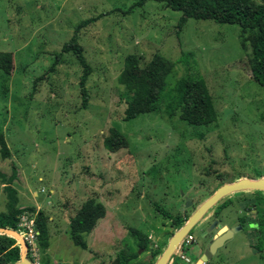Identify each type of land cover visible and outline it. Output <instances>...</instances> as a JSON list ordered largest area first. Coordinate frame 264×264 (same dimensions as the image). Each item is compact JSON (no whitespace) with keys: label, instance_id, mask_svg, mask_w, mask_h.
Masks as SVG:
<instances>
[{"label":"rangeland","instance_id":"1","mask_svg":"<svg viewBox=\"0 0 264 264\" xmlns=\"http://www.w3.org/2000/svg\"><path fill=\"white\" fill-rule=\"evenodd\" d=\"M137 2L0 0V54H13L12 74L6 77L0 68V134L11 152L4 158L0 151V213L9 201L3 183L15 176L9 184L21 194L24 212L35 213L28 208L37 203L54 215L42 264H110L120 253H137L140 239L133 229L149 235L150 249L162 250L177 230L175 217L188 219L224 182L264 176V86L251 78L240 27L194 18L181 24L184 14L165 3ZM91 17L98 19L77 30ZM75 35L92 66L87 107L83 67L62 49ZM129 54H138L143 64L155 55L172 63L168 94L177 87L181 92L187 80L203 81L214 101V124L170 116L171 96L152 113L127 120L128 96L136 89L119 76ZM49 195L52 202L45 201ZM252 195L242 191L225 201L218 211L223 226L245 216ZM90 198L106 214L84 235L83 249L72 241L69 226ZM213 212L196 224L192 237L199 238ZM259 236L257 228L236 233L216 264H264V249H256ZM182 245L170 264H192L199 256L198 246L188 240ZM150 251L142 249L136 260L145 261Z\"/></svg>","mask_w":264,"mask_h":264},{"label":"trees","instance_id":"2","mask_svg":"<svg viewBox=\"0 0 264 264\" xmlns=\"http://www.w3.org/2000/svg\"><path fill=\"white\" fill-rule=\"evenodd\" d=\"M148 0H138L136 5H143ZM163 2L167 7L181 11L184 16L181 24L187 18L213 20L218 23L235 24L240 27V37L244 47L250 49L251 57V78L264 86V0H155ZM98 17H91L82 20L77 30L96 21ZM63 52L75 54L83 67L80 86L83 96V105L87 107L89 101L88 88L86 82L92 73V66L89 63L84 47L78 43L75 35L70 42L64 44ZM59 59V58H57ZM58 62H56L57 64ZM55 64V65H56ZM54 65V66H55ZM172 63L155 55L153 59L145 64L142 63L138 54H129L126 57L125 68L119 76V81L136 89L135 94L128 96V107L126 109V119L131 120L141 114L152 113L158 107L164 96H171L169 106L170 116L178 114L182 120L196 126L209 127L214 124L216 110L212 96L208 93L205 83L201 80H187L180 90L176 89L175 95L166 93L167 80L171 72ZM0 68L7 75L13 71V54H0ZM54 69V68H51ZM139 92L137 93V91ZM178 112V113H177ZM0 151L2 156L8 157L11 152L3 134H0ZM11 180V179H10ZM12 181V180H11ZM5 182V190L8 192V210L0 213V227L18 229L20 216L24 208L20 206L18 192L10 184ZM261 211L264 206L260 202L263 198L257 197ZM258 205L256 207H258ZM31 212H36V225L39 230L38 242L41 251H46L50 246L49 215L36 206L28 208ZM106 214L105 206L95 198L88 199L79 209L76 215L71 217L69 234L75 245L83 249L88 248V242L84 235L90 233L96 226L99 219ZM165 216H170L164 213ZM176 229H179L187 221V217H175ZM260 227L262 234L259 236V244L256 249H264V213L261 214ZM140 241L137 244L145 247L148 244V234L137 229L132 233ZM162 251L159 250L157 255ZM21 247L17 240L8 234L0 233V264H14L20 259ZM137 253L131 252L126 255H118L120 264H145V262H134ZM152 264V263H150Z\"/></svg>","mask_w":264,"mask_h":264},{"label":"water","instance_id":"3","mask_svg":"<svg viewBox=\"0 0 264 264\" xmlns=\"http://www.w3.org/2000/svg\"><path fill=\"white\" fill-rule=\"evenodd\" d=\"M245 189H257L264 191V176L259 178H241L239 180L225 183L221 185L216 192L208 197L187 219V221L179 229H177L174 234L169 239V244L164 250L162 255L158 258L155 264H168L171 258L180 244L183 242L185 237L189 235L191 230L196 226V224L205 216L207 211L213 207L222 197L233 193L235 191L245 190ZM187 206H190L192 201L187 198ZM214 225L209 229L212 230ZM240 227L229 228L228 226H223L218 234L213 240L209 242V245L205 249L201 258L198 259L197 264H203L204 261L211 259L214 254L217 253L218 249L222 248L226 241L231 239L236 232H238ZM0 233L8 234L13 236L21 247V256L18 261L14 264H32L28 257V245L21 233L16 229H11L7 227H0ZM206 233V232H205Z\"/></svg>","mask_w":264,"mask_h":264},{"label":"flooded vegetation","instance_id":"4","mask_svg":"<svg viewBox=\"0 0 264 264\" xmlns=\"http://www.w3.org/2000/svg\"><path fill=\"white\" fill-rule=\"evenodd\" d=\"M257 178H259V177H257ZM230 182H232V181L224 182V183H222L221 185H223V184H225V183H230ZM221 185H220V186H221ZM216 190H217V189H216ZM216 190H215L212 194H210L208 197H210L211 195H213V194L216 192ZM247 190H250V191L253 192V194H254V195H252V196H249V197L247 198V199H248V202H247V200H246V203L244 204V205L246 206L247 203H249L248 208H250V210H249V211H245V216H238V217H237V222H236L235 224L228 225V227H229V228L240 227L239 230H238V232H236V233H240V232L244 231L246 228H257V229H259V232H260V235H261V234H262V229H261V227H260V223H259V222H260V219H261V214H263L264 211H261V208H260V206L258 205V199H257V197H258V196H261V197L263 198L260 202H261V203L263 204V206H264V191H263V190H257V189H245V190L235 191V192H233V193H230V194H228V195L222 197V198H221V199H220V200H219V201H218L213 207H211V208L207 211V213H209L212 209H215V212H213V216H214V218H212L210 221H208L207 226H206L202 231H200V232L198 233V234H199V238H197V237H192V236H191V234H192L193 232H195L194 228H195L196 226L191 230V232L189 233V235H188L187 237H185V239L183 240V242L181 243V245L177 248V250H176L175 253L173 254L170 263H172V260H173L174 258H177V255L179 254V250H180V249H185V248H186V246H185V245H182V244H183L184 242H186V240H188L189 245L194 244L195 246H198V250H200V254H199V256L196 258L195 262L192 263V264H197L198 259L202 257V255H203L205 249H206L207 246L209 245V242L215 238V236L218 234V231L223 227V224H222V222H221L222 217L218 215V211L220 212L224 207H226V206H224V203H225L226 200L232 199V198H233L232 195H236V194H238V193H241L242 191H247ZM182 194H183V193H182ZM251 198H253V199H252V203H250V201H251L250 199H251ZM186 200H187V197H186ZM227 202H228V201H227ZM257 205H258V207H256ZM220 207H221V208H220ZM241 211L244 212L243 209H242ZM254 215H256L257 218H258V215H259V219H258L257 221L248 222L247 220H248V219H251V220H252ZM215 216H216V217H215ZM213 225H214L213 229H212V230H209ZM224 226H225V225H224ZM175 231H176V230H175ZM175 231H174V232H175ZM174 232H173V234H174ZM205 232H206V233H205ZM236 233H235V234H236ZM173 234H172V235H173ZM172 235H171V236H172ZM200 235H202V237H200ZM171 236L169 237V239L171 238ZM148 238L150 239L149 236H148ZM189 238H190V239H189ZM206 238H207V240H205ZM169 239H168V241H167V243H166L165 248L161 250L162 252H161L160 254L157 255V252L159 251V250H158L159 248H153V250L150 249V248H152L153 245H149V242H148V244L145 245V248H144V247H139V248H138V250H137V256H138V254H140V252H141L142 249H145V253H146V252L148 253L149 250H151V251H150V252H151V256H150L148 259H146L145 261L141 260V262H145V264H150V263L155 264V263L157 262L158 258L162 255V253L164 252V250L167 248V246H168V244H169ZM148 241H150V240H148ZM227 241H228V240H227ZM227 241H226V243H227ZM226 243H225V244H226ZM220 249H221V248H220ZM220 249H218L217 253L214 254V256H213L211 259H209V260H207V261H204L203 264H211L212 261H214V264H216V263L218 262L219 258H218L217 260H215V257H216L217 254L219 253ZM136 258H137V257H135V258H133V259H134L136 262L139 261V260H136ZM179 260H181V258H179ZM187 260H188V258H187ZM139 262H140V261H139ZM170 263H169V264H170Z\"/></svg>","mask_w":264,"mask_h":264},{"label":"built area","instance_id":"5","mask_svg":"<svg viewBox=\"0 0 264 264\" xmlns=\"http://www.w3.org/2000/svg\"><path fill=\"white\" fill-rule=\"evenodd\" d=\"M36 213V212H35ZM35 213H22L18 225V231L21 233L28 245V257L32 264H42L41 248L38 242L39 230L36 225ZM37 214V213H36ZM181 250V249H180ZM182 258H186L185 254H181Z\"/></svg>","mask_w":264,"mask_h":264},{"label":"crops","instance_id":"6","mask_svg":"<svg viewBox=\"0 0 264 264\" xmlns=\"http://www.w3.org/2000/svg\"><path fill=\"white\" fill-rule=\"evenodd\" d=\"M6 139V138H5ZM13 178H15V176H13ZM13 178H10L11 180H13ZM42 178V177H41ZM11 180H8V181H10L11 182ZM16 180V179H15ZM3 187H4V183H3ZM17 188V187H16ZM19 190V189H18ZM35 193V196H36V194H37V192H34ZM55 193V189L54 188H52V194H54ZM20 197H21V194H20ZM19 197V199H21ZM37 197H38V195H37ZM52 200H53V196L52 195H49V197L45 200V201H48V202H52ZM22 203V202H21ZM35 206H37V208L38 209H41V205H39V204H34ZM21 207L23 208L24 206L23 205H21ZM45 211V210H44ZM46 212V211H45ZM48 214V213H47ZM49 220H50V222L52 221L53 222V220H54V215H49ZM74 261L72 260L71 261V263H73ZM110 264H120V261H119V257H117V258H115L114 260H113V262L112 263H110Z\"/></svg>","mask_w":264,"mask_h":264}]
</instances>
